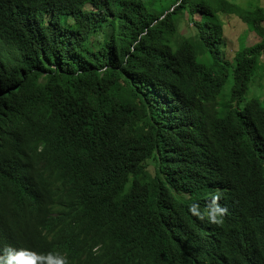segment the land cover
<instances>
[{
  "label": "trees",
  "instance_id": "obj_1",
  "mask_svg": "<svg viewBox=\"0 0 264 264\" xmlns=\"http://www.w3.org/2000/svg\"><path fill=\"white\" fill-rule=\"evenodd\" d=\"M223 15L239 17L258 41L232 49ZM184 18L190 35L179 31ZM263 54L262 6L247 9L232 0H0V158L14 157V144L21 156L32 152L54 164L81 152L92 180L85 211L102 204L114 186L130 184L144 242L125 231L113 248L129 260L152 251L148 264H184L200 246L180 242L173 207L178 192L157 180L173 175L179 157L204 155L206 196L227 214L217 226L205 214V199L197 201L201 213L188 242L209 233L226 242L230 256L244 246L245 264H264V237L252 214L234 202L236 190L221 170L243 142L264 147V100H246ZM234 163L246 183L262 172L238 156ZM21 165L27 170L25 157ZM128 203L123 199L122 207ZM131 209L120 216L133 217ZM187 215L194 217L191 208ZM198 257L221 264L224 255Z\"/></svg>",
  "mask_w": 264,
  "mask_h": 264
},
{
  "label": "clouds",
  "instance_id": "obj_2",
  "mask_svg": "<svg viewBox=\"0 0 264 264\" xmlns=\"http://www.w3.org/2000/svg\"><path fill=\"white\" fill-rule=\"evenodd\" d=\"M12 147L18 149L14 157L0 158V264H148L152 251L129 260L123 249L113 248L125 231L133 232L138 241L144 242V229L129 183L114 186L102 204L85 211L92 180L85 172L81 152H76L68 163L54 164L32 152L21 156L19 145ZM235 156L260 167V176L244 182L235 167ZM24 157L27 170L21 165ZM149 163V169L154 170V162ZM171 170L174 172L171 177L162 175L163 180L157 181L178 192L173 207L181 225L179 240L189 248L200 246V251L187 256L184 264H207L200 260L198 253L216 252L224 255L221 264H245L244 246L232 257L226 242L209 233L188 242V235L195 229L201 213L197 201L205 199V214L217 226H223L227 214L226 208L212 205L206 196L210 186L205 156L192 160L179 157ZM221 170L236 190L234 202L252 214L259 234L264 237V147L253 148L247 141L243 142L223 160ZM123 199L129 203L122 207ZM188 208L193 210V218L188 217ZM130 209L133 217L120 216L121 211ZM259 240L264 248V240ZM112 248L114 262L109 257Z\"/></svg>",
  "mask_w": 264,
  "mask_h": 264
},
{
  "label": "rangeland",
  "instance_id": "obj_3",
  "mask_svg": "<svg viewBox=\"0 0 264 264\" xmlns=\"http://www.w3.org/2000/svg\"><path fill=\"white\" fill-rule=\"evenodd\" d=\"M232 3L242 8H255L257 6L264 7V0H232ZM224 30L231 41L232 49L239 48L241 43L245 45H251L258 41L249 26L240 20L236 15H223ZM179 31L181 34L190 35L193 33L191 24H188L187 19L184 18L180 21ZM260 69L258 70L251 88L246 95V100L249 101L252 98L259 97L264 100V54L260 59Z\"/></svg>",
  "mask_w": 264,
  "mask_h": 264
}]
</instances>
